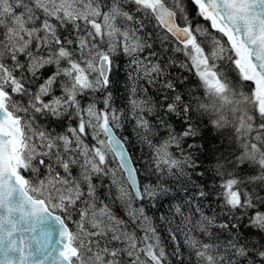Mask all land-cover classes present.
<instances>
[{"label":"snow or ice","instance_id":"6c2138e0","mask_svg":"<svg viewBox=\"0 0 264 264\" xmlns=\"http://www.w3.org/2000/svg\"><path fill=\"white\" fill-rule=\"evenodd\" d=\"M0 264H264V0H0Z\"/></svg>","mask_w":264,"mask_h":264}]
</instances>
